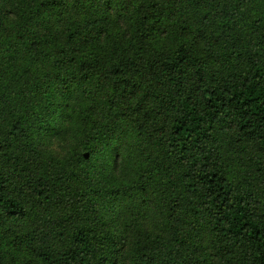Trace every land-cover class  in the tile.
Masks as SVG:
<instances>
[{"label":"trees","instance_id":"trees-1","mask_svg":"<svg viewBox=\"0 0 264 264\" xmlns=\"http://www.w3.org/2000/svg\"><path fill=\"white\" fill-rule=\"evenodd\" d=\"M0 264H264V0H0Z\"/></svg>","mask_w":264,"mask_h":264},{"label":"rangeland","instance_id":"rangeland-1","mask_svg":"<svg viewBox=\"0 0 264 264\" xmlns=\"http://www.w3.org/2000/svg\"><path fill=\"white\" fill-rule=\"evenodd\" d=\"M70 132L67 130L65 134L60 138H55V136H47L44 138L43 143L54 155H62L67 146L63 145V141H69Z\"/></svg>","mask_w":264,"mask_h":264}]
</instances>
